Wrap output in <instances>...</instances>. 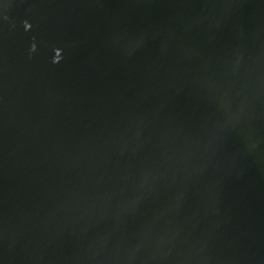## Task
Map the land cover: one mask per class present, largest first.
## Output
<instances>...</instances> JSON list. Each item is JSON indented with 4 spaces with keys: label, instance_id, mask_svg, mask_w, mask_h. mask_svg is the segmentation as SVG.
<instances>
[{
    "label": "water",
    "instance_id": "water-1",
    "mask_svg": "<svg viewBox=\"0 0 264 264\" xmlns=\"http://www.w3.org/2000/svg\"><path fill=\"white\" fill-rule=\"evenodd\" d=\"M0 264H264V0H0Z\"/></svg>",
    "mask_w": 264,
    "mask_h": 264
}]
</instances>
